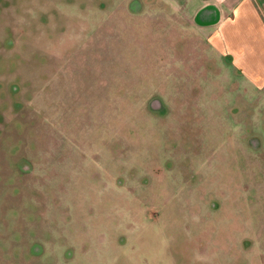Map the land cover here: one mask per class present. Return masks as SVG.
I'll return each instance as SVG.
<instances>
[{
    "label": "rangeland",
    "instance_id": "1",
    "mask_svg": "<svg viewBox=\"0 0 264 264\" xmlns=\"http://www.w3.org/2000/svg\"><path fill=\"white\" fill-rule=\"evenodd\" d=\"M130 1L0 0V264H264L250 28Z\"/></svg>",
    "mask_w": 264,
    "mask_h": 264
},
{
    "label": "crops",
    "instance_id": "2",
    "mask_svg": "<svg viewBox=\"0 0 264 264\" xmlns=\"http://www.w3.org/2000/svg\"><path fill=\"white\" fill-rule=\"evenodd\" d=\"M137 2V0L130 1V3ZM193 3L196 6L192 20L198 27L210 29L220 25L227 34L230 25L228 27L227 23L222 24L230 19L234 20L237 35L245 34L248 27L250 28L252 81L257 85L264 84V0H194ZM206 7L207 10L201 13V9ZM255 28L257 34L254 37Z\"/></svg>",
    "mask_w": 264,
    "mask_h": 264
},
{
    "label": "flooded vegetation",
    "instance_id": "3",
    "mask_svg": "<svg viewBox=\"0 0 264 264\" xmlns=\"http://www.w3.org/2000/svg\"><path fill=\"white\" fill-rule=\"evenodd\" d=\"M133 4H134V3H130V7H131V9H133V10H134V9H135V7H133Z\"/></svg>",
    "mask_w": 264,
    "mask_h": 264
},
{
    "label": "water",
    "instance_id": "4",
    "mask_svg": "<svg viewBox=\"0 0 264 264\" xmlns=\"http://www.w3.org/2000/svg\"><path fill=\"white\" fill-rule=\"evenodd\" d=\"M207 10V7L206 8H203L201 9V13L205 12Z\"/></svg>",
    "mask_w": 264,
    "mask_h": 264
}]
</instances>
